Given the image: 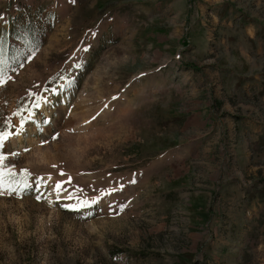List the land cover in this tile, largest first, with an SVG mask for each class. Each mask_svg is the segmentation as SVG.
I'll use <instances>...</instances> for the list:
<instances>
[{
  "label": "rangeland",
  "instance_id": "rangeland-1",
  "mask_svg": "<svg viewBox=\"0 0 264 264\" xmlns=\"http://www.w3.org/2000/svg\"><path fill=\"white\" fill-rule=\"evenodd\" d=\"M0 78V264H264V0H0Z\"/></svg>",
  "mask_w": 264,
  "mask_h": 264
},
{
  "label": "snow or ice",
  "instance_id": "snow-or-ice-1",
  "mask_svg": "<svg viewBox=\"0 0 264 264\" xmlns=\"http://www.w3.org/2000/svg\"><path fill=\"white\" fill-rule=\"evenodd\" d=\"M3 82H4L3 78H0V84H2ZM35 106H36V107H39L40 105H39V104H36ZM14 114L17 115V116H20V112H19V111L16 112V113H14ZM25 123H26L25 119L21 116V119H20V130H21V131L23 130V126H24ZM11 127H12V125H11V123L9 122V123H8V127H7L6 129H0V144H2V142H3L5 139H7V138L10 137L11 135H13V132L10 131ZM15 134H16V135H19L20 133H19V132H16ZM53 138H55V137H53ZM12 155H17V153H12ZM3 159H4L3 154H0V160H3ZM25 171H26V170H25ZM2 174H3V173H2V169H0V175H2ZM56 188H57V189H60V184H59V183L56 184Z\"/></svg>",
  "mask_w": 264,
  "mask_h": 264
},
{
  "label": "trees",
  "instance_id": "trees-1",
  "mask_svg": "<svg viewBox=\"0 0 264 264\" xmlns=\"http://www.w3.org/2000/svg\"><path fill=\"white\" fill-rule=\"evenodd\" d=\"M192 69H194V67H192ZM195 70V69H194Z\"/></svg>",
  "mask_w": 264,
  "mask_h": 264
}]
</instances>
